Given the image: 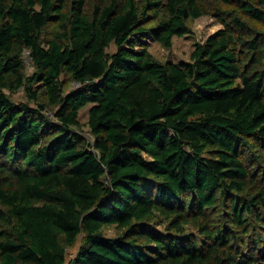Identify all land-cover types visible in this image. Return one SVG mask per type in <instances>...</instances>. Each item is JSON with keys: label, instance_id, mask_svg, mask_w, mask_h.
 Returning <instances> with one entry per match:
<instances>
[{"label": "trees", "instance_id": "16d2710c", "mask_svg": "<svg viewBox=\"0 0 264 264\" xmlns=\"http://www.w3.org/2000/svg\"><path fill=\"white\" fill-rule=\"evenodd\" d=\"M81 236L68 264H264V0H0V264Z\"/></svg>", "mask_w": 264, "mask_h": 264}, {"label": "rangeland", "instance_id": "374dc122", "mask_svg": "<svg viewBox=\"0 0 264 264\" xmlns=\"http://www.w3.org/2000/svg\"><path fill=\"white\" fill-rule=\"evenodd\" d=\"M191 33L182 37H174L172 39V46L169 49L160 47L153 39L147 34L145 35V42L148 43L149 51L160 60H171L174 63L184 62L190 60V54L194 49L195 44L203 43L210 35L221 29V24L211 17H201L193 20L189 24ZM116 50L114 45L107 48L109 54L114 53ZM27 74H31L33 67L31 66L30 60L26 62ZM64 81H67L64 78ZM10 99L14 102H27V96L23 90L8 93ZM89 105L80 110L78 120L81 125V135L90 143L93 141V137L89 132L87 121H88V110ZM106 236H113L115 230L113 228L106 229L104 231ZM82 236L78 239L76 245L67 250L66 264H68L75 256L78 247L80 245Z\"/></svg>", "mask_w": 264, "mask_h": 264}]
</instances>
